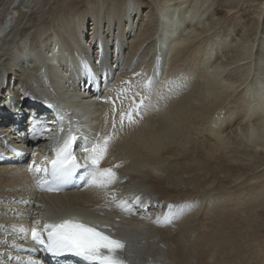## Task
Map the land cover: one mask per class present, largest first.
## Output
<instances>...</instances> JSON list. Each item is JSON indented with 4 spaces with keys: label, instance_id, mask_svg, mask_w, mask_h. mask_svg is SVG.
<instances>
[{
    "label": "bare ground",
    "instance_id": "1",
    "mask_svg": "<svg viewBox=\"0 0 264 264\" xmlns=\"http://www.w3.org/2000/svg\"><path fill=\"white\" fill-rule=\"evenodd\" d=\"M39 1L0 2V19L5 13L7 20L0 23V133L14 126L16 110L26 117L33 112L23 98H39L45 107L52 106L47 108L50 113L41 110L49 120L65 118L60 125L64 131L86 125L91 132L86 140L89 143L112 132L113 104L106 98L120 95L116 138L106 155L114 154L119 167L114 168L116 180L107 187L89 184L79 190L40 196L39 202L33 203L37 196L30 190L26 168L0 165V253L11 249L9 254L13 255L2 259L8 264H38L34 259L41 256L31 239V229L42 230L45 223L55 224V219H77L120 239L127 264H232L241 254H212L207 248L214 241L213 231L217 232L212 231V216L223 215L222 205L232 197L207 193L178 201L183 193L170 182L178 178L170 180L163 174L162 153H168L170 146L184 148L188 144L190 130L182 124L191 117L208 118L201 131L209 132L216 141L213 150L228 154L229 147L235 145L240 153L264 154V47L246 64L249 56L245 54L251 51L243 43L244 36L225 37L223 32L203 41L200 36L218 21L209 8H196L198 0H161L159 4L149 0H89L64 13L52 31L33 25L32 33L26 22L38 13ZM252 2L259 5L255 12L260 19L264 0ZM14 5L21 11L11 15L8 10ZM144 48L146 62L138 57ZM87 83L95 90L98 87L95 96L91 97L88 89L83 91L81 86L85 88ZM129 88L128 97L136 92L147 96V108L138 123L130 126L125 121L120 130L119 111H128L129 101L123 93ZM235 95L239 100L230 99ZM155 104H159L158 109ZM64 131L38 138L41 152L48 150L45 160L54 152L49 151L53 150L50 145ZM15 142L9 137L7 146L17 145ZM136 197L140 202L133 204ZM121 200L132 204L131 211L119 206ZM194 203H203V210L198 206L189 214V228L199 217L201 229L200 235L194 238L193 234L190 240L189 232L179 234L183 221L169 226L165 220L177 222ZM216 205L217 210L213 209ZM183 207L188 208L184 214ZM7 220L14 221L13 225L4 224ZM221 220V224L225 222L223 216ZM219 242L225 243L222 235ZM257 264H264V258Z\"/></svg>",
    "mask_w": 264,
    "mask_h": 264
},
{
    "label": "rangeland",
    "instance_id": "2",
    "mask_svg": "<svg viewBox=\"0 0 264 264\" xmlns=\"http://www.w3.org/2000/svg\"><path fill=\"white\" fill-rule=\"evenodd\" d=\"M149 1L153 3L155 1L157 4L161 2V0ZM189 1L190 3L193 2V0ZM87 2H89V0H40V6L37 10L38 13H34L32 19L26 22L27 28L33 33V25L35 28L43 25L45 28L50 29L49 31H52L53 28L57 27L58 20L64 16V13L70 12L72 8L77 6H83L87 4ZM199 6L203 8L207 7V9L209 8V14L213 15L214 19L217 18L218 21L213 27L210 25L208 31L200 36L203 41H206L209 36H216L217 38L223 32H225L223 35L225 37L229 34H231L233 38L244 36L245 42L243 41V43L251 51V54H245L249 56L246 64L249 63L250 58L261 52V49L264 47V10L260 19H258L256 13L259 10L258 4L252 2V0H198L196 8ZM40 10H42L43 14H40L42 13ZM9 11L11 15H16L21 11V8L14 5L12 10L10 9L8 12ZM4 14L5 13H3L4 17L0 19V23L6 24L5 22H7V20ZM38 15H42V18ZM37 17L40 21L37 20ZM146 52V48L141 49V52L138 51V57H144ZM232 66L234 65L228 67ZM244 79L246 80L247 77L245 76ZM235 96L237 98L232 96L230 99L239 100V96ZM192 106L197 107L195 104H192ZM227 106L226 108L228 109L230 105ZM198 123L200 124L198 125ZM207 123L208 118L201 121L191 117L183 122L182 125L186 127L188 131L190 130L187 140L188 144L184 148H182L181 145L174 146L173 148L171 146L166 148L168 153H165V151L162 153V157L165 160L162 164V170L164 169L162 172L163 174L165 173L167 175L164 174L165 177H168L170 180H173L175 177L178 178L177 181H170L174 187L179 186L177 191L180 193L182 191L183 193L179 195L180 199L177 198L178 201H185L184 199L187 200L192 198L188 196H202L203 194L205 196L207 193H216L217 195L223 196L229 195L228 199L232 197V200H227L226 203L222 205L224 209L221 208L222 212H220V214L223 213V215L216 214L212 216V225L214 227L212 231L216 230L217 232L213 231V247L212 245H207L208 247H206L211 248L210 251L212 254H241L238 258L232 260V264H257L260 258H264V192L260 195L264 189V154L258 155L252 151L243 153L242 150L240 153L239 149H235L237 147L235 145L229 147V151L227 150L228 154L221 153L217 149H215L216 151L213 150L212 143L216 141L210 136L211 134L209 132L201 131L205 129L203 126ZM243 196H245V198H243ZM231 201L234 202L231 203ZM207 203L208 202H206V206ZM202 204L203 203H199L198 205V203H194L196 206L194 207V205H191L192 209L189 207L191 210H188L187 207L181 208L180 210L183 214L186 210H188L186 212L188 214L185 213V216L180 215L183 218L179 217L177 222L170 220L168 225L173 224V226H176L177 223L183 221V223L179 225L178 230H181V227H183L182 230L184 232L179 230V234H186V232H189L190 234L188 235H190V240L193 234L194 238L199 236L200 232L198 230L201 228H198L197 224L200 218H196L197 223L195 222V224H192L189 228V225H191V216H189V214H193L198 206L200 207L199 209L203 210ZM217 207L216 205L213 209L217 210ZM222 216L225 222L221 224L223 220H221ZM186 217H188V220ZM179 219H181V221ZM185 222L187 224H184ZM168 225L166 224L163 226ZM221 235L222 240L225 241L223 244L220 242L218 243ZM191 246L189 248H191Z\"/></svg>",
    "mask_w": 264,
    "mask_h": 264
},
{
    "label": "snow or ice",
    "instance_id": "3",
    "mask_svg": "<svg viewBox=\"0 0 264 264\" xmlns=\"http://www.w3.org/2000/svg\"><path fill=\"white\" fill-rule=\"evenodd\" d=\"M97 63H102V60H98ZM122 83L127 84L130 82L124 81ZM130 90L129 88L123 93L129 103L127 112L123 109L119 111L120 130H123L125 121L130 126L138 123V118H143V110L147 108L145 103L147 97L139 92L133 93L131 97H128L126 92ZM106 99L113 104L112 132L105 134L101 139L85 144L81 148L84 155L77 157L72 148V145L77 140V135L69 129L68 137L59 148L54 150V158L49 161L48 167L41 169L40 165L35 164V162H33V165H29L30 172L33 171V167L36 173L43 171L45 179H42L39 182L40 184L45 182L49 185L67 183L79 169L85 170L89 177L88 183L97 187L103 188L114 183L117 178L114 168L119 167V165L103 168L101 167V161L106 157L111 142L116 138V102L120 100V95L115 99L111 96ZM49 107L52 106L49 105ZM60 120L63 122V117H60ZM45 123L46 121L38 117H31L29 131L34 134L37 133L38 129L40 131H51V126L48 128L42 127ZM52 123L55 124V121ZM59 131H63V128L61 127ZM32 155L34 156L35 152ZM81 160H83V163H81ZM48 190H59V187L55 189L49 187ZM112 195L115 196V193H112ZM139 202L140 198L136 197L132 203L138 204ZM119 206L125 211H131L132 208V204H128L123 200L119 201ZM165 222L170 221L166 218ZM34 223L38 224L39 221ZM31 239L35 244L42 245L48 253L54 256L72 255L92 262V264H125V261L119 255L124 249L122 241L98 230L96 226L87 225L79 221L62 220L60 223L55 224L45 223L42 230L33 227L31 229Z\"/></svg>",
    "mask_w": 264,
    "mask_h": 264
}]
</instances>
